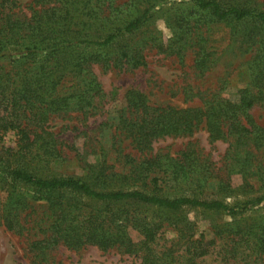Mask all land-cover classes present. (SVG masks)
Returning a JSON list of instances; mask_svg holds the SVG:
<instances>
[{"label": "trees", "instance_id": "1", "mask_svg": "<svg viewBox=\"0 0 264 264\" xmlns=\"http://www.w3.org/2000/svg\"><path fill=\"white\" fill-rule=\"evenodd\" d=\"M186 2L191 4V10L178 19V25L183 29L188 44L192 42L194 30L201 29L193 41L198 46L196 53L201 57L196 64L202 69L209 67L208 59L213 52H206L201 42L211 40L212 30L218 24L246 20L256 22L258 27L264 26V10L250 6L244 0ZM87 3H91L87 8L93 18L101 19L103 24L104 19H109L105 13L112 9L113 0L108 5L106 0H88ZM57 4L55 0H33L30 14H26L17 2L0 0V133L18 132L19 156H58L57 141L46 126L50 117L74 110L92 114L100 109L105 91L93 65L99 64L108 69L134 68L145 64L142 48L130 45L118 49L113 44L119 37L133 35L146 25L150 19L149 9L136 15L130 11L99 40L92 39V36L85 38L81 32L75 34L71 28H59L61 22L68 20L70 10L64 8L63 16ZM134 6L136 9V4ZM122 8L121 5L114 7L119 15L124 12ZM101 15H104L103 18ZM79 34L82 39L78 38ZM255 41L247 48L248 52H252L250 80L234 95L220 91L203 98L201 106L177 107L154 105L143 92L136 89L128 91L126 105L120 109L113 124L115 136L121 137L122 141V137L129 139L140 156L123 153L120 148L122 156L119 160L129 172L109 170L115 166L108 164L106 159L102 160L99 164L101 172L93 174L100 181L111 183V189H96L84 177L44 178L9 166V174L13 178L39 190L54 193L59 189H72L94 201L92 206L98 204L95 202L119 204L117 208L103 211L68 200L51 202L48 206L52 212L51 224L44 230L42 238L33 241L32 248L41 255L59 243L74 249L86 244L97 245L103 250L117 247L125 253L140 256L141 264H199L214 254L219 264H262L264 214L256 215L257 210L253 213L247 211L253 204H264V195L237 200L234 204L222 198L202 196L201 187L209 181V176L202 172L192 175L186 172L187 169H197L194 167L199 165L200 153L191 147L192 142L181 151V159L169 152L151 153L157 139L193 135L201 125H205L211 141L226 139L229 142L226 153V169L229 172L226 176H216L219 190L223 196L234 195L235 190H239L233 182L232 160L239 163L242 169H249V165L256 160V151L264 147V125L259 124L250 112L264 101V35ZM82 43H85V48L80 49ZM10 47L25 50V53L8 64L6 52ZM40 49L46 51L45 56L36 60ZM93 168V164L88 165L89 171ZM160 173L171 176L174 181L190 179L200 191L194 189L191 194L175 197L164 195L159 185L164 176ZM242 178L243 184L239 187L253 186L247 175H242ZM138 182L149 187L123 188ZM130 206L137 209L146 207L153 210L157 217L141 216L132 212ZM186 207L230 214L233 220L214 227V236L210 239L204 233L194 238L195 224L183 214ZM20 215L21 211L13 207L1 217L6 228L22 232L24 225ZM239 215L241 217L237 219ZM166 223L177 230L179 239L162 249L158 233ZM129 225L141 233L139 240L131 237ZM183 241L186 246L180 253L179 248L174 246Z\"/></svg>", "mask_w": 264, "mask_h": 264}, {"label": "rangeland", "instance_id": "2", "mask_svg": "<svg viewBox=\"0 0 264 264\" xmlns=\"http://www.w3.org/2000/svg\"><path fill=\"white\" fill-rule=\"evenodd\" d=\"M20 5V9L30 14V3L33 0H13ZM58 2L60 12L65 15L64 8L70 10L68 20L61 22L59 28H71L81 32L85 38L103 39L107 32L113 28V24L130 11L142 14L149 9L150 19L133 35L119 37L113 44L118 49L133 47L142 48L145 56V64L131 68L110 67L108 69L99 64L93 65V70L105 91V97L101 101L100 109L95 113L81 111L60 112L53 114L46 126L57 141L60 152L58 156H46L32 158L30 155L20 154L19 134L16 130L0 133V264H141V257L135 254L125 253L122 249L112 247L103 250L94 244H86L81 248H69L59 243L47 249L43 254L32 248V243L45 235L44 230L50 226L51 202L68 200L87 205L97 210H110L119 206L102 202L93 205L89 197L72 189H59L54 193L39 190L34 186L24 183L20 179L13 178L9 173V166L18 167L32 174L44 177H84L96 189H111V183H104L96 178L93 172H101L99 164L103 159L114 165L115 172H129L128 167H122L119 158L120 148L123 153L140 156V153L130 143L129 139L115 136L114 123L117 121L119 111L126 105V95L132 89L139 90L147 95L149 102L154 105H172L177 107L201 106L203 98H207L216 92L234 95L238 89L246 86L250 80L249 60L252 52L247 48L258 41L264 35V26L258 27L252 21H226L214 28L213 36L208 42H201L207 49L213 52L208 63V68L202 69L196 63L200 56L197 55L198 46L195 40L201 29L194 30L192 42L184 39V31L178 25V19L187 14L191 9L186 0H113L112 9L105 13L109 19H95L88 14V0H55ZM110 0H106L108 5ZM246 4L264 10V0H244ZM101 4V3H100ZM134 4H136V9ZM116 5H121L123 13L115 10ZM139 8V9H138ZM104 14V15H105ZM104 15L100 17L103 18ZM197 17V16H196ZM87 34V36H86ZM78 38L83 37L77 35ZM83 41V40H81ZM255 41V42H256ZM85 48V43L81 48ZM11 63L17 56L25 53V50L10 47L6 52ZM46 51L40 49L36 60L42 59ZM32 60V59H31ZM33 61V60H32ZM190 95H193L190 97ZM1 111V110H0ZM251 114L257 122L264 125V101L251 109ZM192 142V148L200 153V162L197 169L186 170L189 175L202 172L209 181L204 184L202 196L222 198L229 204L237 200L256 198L264 195V147L256 151V160L249 169H242L241 165L232 160L233 182L239 190L234 195L223 196L219 190L218 177L226 176V153L229 142L226 139L211 141L209 131L205 125H201L193 135L166 136L153 143L151 153L169 152L172 156L181 159L182 150H185ZM150 153V154H151ZM165 162L166 160L163 159ZM93 164V170H88V165ZM242 172V173H238ZM250 173H253L251 175ZM169 174V173H168ZM164 176L160 173V176ZM242 175H247L252 187H239L243 184ZM260 176V177H259ZM162 194L169 197L181 194H191L194 189L200 191L197 184L190 179L174 181L171 176H164L159 181ZM145 187L141 182L127 184L123 188ZM244 190V191H243ZM246 190H249L247 192ZM92 206V207H91ZM16 207L21 211L20 221L24 225L22 232H16L6 228L1 216L8 209ZM128 206L126 205L125 208ZM132 212H138L141 216L157 217L153 210L146 207L137 209L130 206ZM248 213L257 210L255 214H264V204H253ZM20 209H23L20 210ZM183 214L191 219L194 224V238L202 233L207 239L214 236V227L232 222L230 214L203 210L200 208H184ZM241 216L239 215L237 219ZM129 233L134 240H139L142 235L132 225L128 226ZM179 233L167 223L158 233V242L162 249L177 243ZM185 243L174 246L181 253ZM216 255L207 257L199 264H219ZM264 264V257L262 259Z\"/></svg>", "mask_w": 264, "mask_h": 264}]
</instances>
